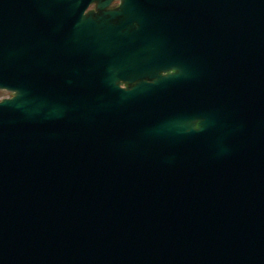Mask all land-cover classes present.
<instances>
[{"label":"water","instance_id":"water-1","mask_svg":"<svg viewBox=\"0 0 264 264\" xmlns=\"http://www.w3.org/2000/svg\"><path fill=\"white\" fill-rule=\"evenodd\" d=\"M113 1L0 0V264H264V0Z\"/></svg>","mask_w":264,"mask_h":264},{"label":"rangeland","instance_id":"rangeland-1","mask_svg":"<svg viewBox=\"0 0 264 264\" xmlns=\"http://www.w3.org/2000/svg\"><path fill=\"white\" fill-rule=\"evenodd\" d=\"M113 3H114V1H113ZM10 95H11V93L8 91L0 90V99L9 97Z\"/></svg>","mask_w":264,"mask_h":264},{"label":"flooded vegetation","instance_id":"flooded-vegetation-1","mask_svg":"<svg viewBox=\"0 0 264 264\" xmlns=\"http://www.w3.org/2000/svg\"><path fill=\"white\" fill-rule=\"evenodd\" d=\"M119 3V0H116V1H114V3H113V5H116V4H118ZM92 9V8H91ZM167 72L166 71H164L163 72V74H166ZM123 85H125V84H123Z\"/></svg>","mask_w":264,"mask_h":264}]
</instances>
